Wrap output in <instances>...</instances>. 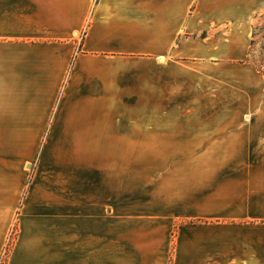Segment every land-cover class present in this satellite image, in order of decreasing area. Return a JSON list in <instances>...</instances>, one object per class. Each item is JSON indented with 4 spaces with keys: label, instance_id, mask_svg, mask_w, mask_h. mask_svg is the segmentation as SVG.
I'll use <instances>...</instances> for the list:
<instances>
[{
    "label": "crops",
    "instance_id": "1",
    "mask_svg": "<svg viewBox=\"0 0 264 264\" xmlns=\"http://www.w3.org/2000/svg\"><path fill=\"white\" fill-rule=\"evenodd\" d=\"M262 11L0 0V262L17 221L5 264H110L112 202L145 194L184 220L173 264H264ZM17 153L37 159L30 177Z\"/></svg>",
    "mask_w": 264,
    "mask_h": 264
},
{
    "label": "rangeland",
    "instance_id": "2",
    "mask_svg": "<svg viewBox=\"0 0 264 264\" xmlns=\"http://www.w3.org/2000/svg\"><path fill=\"white\" fill-rule=\"evenodd\" d=\"M262 28H264V11L255 17L252 27V34L255 33L253 37L255 44L250 51L251 55L249 60L258 71H260V69L264 70L258 64V58L264 47ZM74 34L76 37L82 38L85 34V27L82 28L80 32H75ZM206 35L207 31H204L201 37H205ZM165 141L166 140L160 139V142ZM22 150L23 149L20 148L19 151ZM160 150L166 152L167 148L162 146ZM24 157L29 158L27 153L16 154V168H20L22 171L28 173L30 177V174L33 173V169L35 168L37 159L25 165L23 161ZM158 157L160 165L181 160L177 159L180 156L166 153L160 154ZM146 158L150 159V156H144V159ZM150 161L151 160H149L148 163H150ZM144 184L146 185L145 182ZM125 199L126 201H124ZM125 199L121 200L119 203L118 201L112 202L110 264H173L175 241L178 237L179 228L184 223V220L156 217L155 212L151 210L150 202H148L149 197H146L145 194L143 197L136 198L142 200V202H134L135 197L130 194L126 195ZM131 199L133 201H131ZM125 214L127 217L119 218V215ZM17 229L16 221L10 230L8 239L9 246H7L8 248H6L0 264H5L9 248H11V245L16 239Z\"/></svg>",
    "mask_w": 264,
    "mask_h": 264
},
{
    "label": "trees",
    "instance_id": "3",
    "mask_svg": "<svg viewBox=\"0 0 264 264\" xmlns=\"http://www.w3.org/2000/svg\"><path fill=\"white\" fill-rule=\"evenodd\" d=\"M262 29H263L262 37H264V28H262ZM254 36H255V33L252 34V39H251V42H250V51L252 50V48H253V46L255 44V40L253 39ZM258 64L260 65V67H262L264 69V47L262 48V52H261V54H260V56L258 58ZM260 71L264 74V70L260 69ZM5 262H6V260H5Z\"/></svg>",
    "mask_w": 264,
    "mask_h": 264
}]
</instances>
